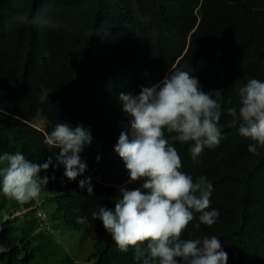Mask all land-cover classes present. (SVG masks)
I'll list each match as a JSON object with an SVG mask.
<instances>
[{
  "label": "trees",
  "instance_id": "trees-1",
  "mask_svg": "<svg viewBox=\"0 0 264 264\" xmlns=\"http://www.w3.org/2000/svg\"><path fill=\"white\" fill-rule=\"evenodd\" d=\"M20 14H41L51 24H22L13 19ZM171 69L192 73L206 93H222L219 145L205 147L194 162L192 142H174L181 171L212 183L209 210L219 211L215 224L194 230V220L182 238L216 235L228 264H264V148L250 153L252 141L229 126L227 115L239 107L240 87L251 78L264 81V0H0V154L20 151L41 164L52 158L39 173L49 178L41 194L53 197L73 229L96 226L94 251L81 264H137L134 249L120 251L91 212L114 211L120 187L139 186L127 184L128 170L114 151L129 123L119 95H138ZM38 118L45 129L32 124ZM60 122L86 125L93 137L81 153L87 169L76 180L57 166L59 149L43 142ZM88 177L92 195L79 186ZM9 201L16 203L0 192V264H78L56 259L55 234L32 212L22 221L5 218Z\"/></svg>",
  "mask_w": 264,
  "mask_h": 264
},
{
  "label": "clouds",
  "instance_id": "clouds-1",
  "mask_svg": "<svg viewBox=\"0 0 264 264\" xmlns=\"http://www.w3.org/2000/svg\"><path fill=\"white\" fill-rule=\"evenodd\" d=\"M13 19L22 24H51L41 14L31 18L20 14ZM221 95V90L204 92L198 78L179 69H171L158 83L142 87L138 95H119L129 123L123 125L114 151L128 170L127 184L139 186H121L114 211L99 206L91 217L102 221L120 251L134 249L137 264H228V253L216 235L182 238L194 220L198 221L194 230L215 224L219 211L209 210L212 183L204 176L194 181L181 171L182 158L174 146L176 141L192 142L188 151L195 162L205 147L219 145ZM238 95L239 107L227 109L229 126L238 127L239 135L252 141L248 151L257 154L264 148V81L249 79ZM43 142L49 150L59 149L57 166H65L69 180L85 173L87 165L81 153L93 142L86 125L57 123ZM51 164V157L41 164L31 162L20 151L0 154V192L21 204L38 198L42 186L49 183V178H41L39 173ZM79 186L94 194L90 177ZM86 219L78 217L77 222Z\"/></svg>",
  "mask_w": 264,
  "mask_h": 264
},
{
  "label": "rangeland",
  "instance_id": "rangeland-1",
  "mask_svg": "<svg viewBox=\"0 0 264 264\" xmlns=\"http://www.w3.org/2000/svg\"><path fill=\"white\" fill-rule=\"evenodd\" d=\"M36 123H41L37 121ZM42 204L44 209L50 214L53 224L60 227L61 232L55 234V257L63 259L70 256L74 259V263H84L91 253L94 251V243L96 238V226L84 224L81 228L73 229L67 225L56 210V204L53 197L42 193ZM16 204L9 201L5 207V212H11ZM11 208V209H8ZM5 215V218L8 217ZM11 218H14L13 216ZM17 218V217H15Z\"/></svg>",
  "mask_w": 264,
  "mask_h": 264
},
{
  "label": "built area",
  "instance_id": "built-area-1",
  "mask_svg": "<svg viewBox=\"0 0 264 264\" xmlns=\"http://www.w3.org/2000/svg\"><path fill=\"white\" fill-rule=\"evenodd\" d=\"M37 121H41V123H36ZM32 124L40 129H45V124L42 119L38 118L32 121ZM35 218L39 224V226L43 229H46L50 232L59 234L61 231L59 228H55L51 223V218L49 213L44 209L40 201L37 203L36 207L34 208Z\"/></svg>",
  "mask_w": 264,
  "mask_h": 264
},
{
  "label": "crops",
  "instance_id": "crops-1",
  "mask_svg": "<svg viewBox=\"0 0 264 264\" xmlns=\"http://www.w3.org/2000/svg\"><path fill=\"white\" fill-rule=\"evenodd\" d=\"M39 201L42 204V198H41L40 195H39L38 198H36L34 200H31V201H29L27 203H24V204H21V203H19V202L16 201V203H15L16 205L13 208V210L11 211L12 214H10L8 217L10 219H12V220L16 219V220L22 221L21 219L24 218L25 215H28L30 212H32L34 214V208L36 207V205H37V203ZM42 206H43V204H42ZM12 216L14 218H11ZM15 217H17V218H15ZM51 223H52V225L55 228H59L60 229L59 226L53 224L52 219H51ZM39 230H41V228ZM60 231H61V229H60Z\"/></svg>",
  "mask_w": 264,
  "mask_h": 264
},
{
  "label": "water",
  "instance_id": "water-1",
  "mask_svg": "<svg viewBox=\"0 0 264 264\" xmlns=\"http://www.w3.org/2000/svg\"><path fill=\"white\" fill-rule=\"evenodd\" d=\"M0 248H1L2 250H4V248H3L2 245H1V243H0Z\"/></svg>",
  "mask_w": 264,
  "mask_h": 264
}]
</instances>
